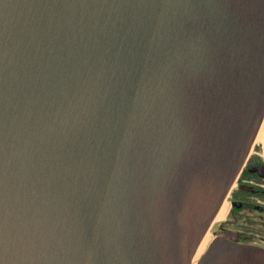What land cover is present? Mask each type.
Listing matches in <instances>:
<instances>
[{
  "label": "water",
  "instance_id": "95a60500",
  "mask_svg": "<svg viewBox=\"0 0 264 264\" xmlns=\"http://www.w3.org/2000/svg\"><path fill=\"white\" fill-rule=\"evenodd\" d=\"M263 123L264 0H0V264H194Z\"/></svg>",
  "mask_w": 264,
  "mask_h": 264
},
{
  "label": "flooded vegetation",
  "instance_id": "af4514ba",
  "mask_svg": "<svg viewBox=\"0 0 264 264\" xmlns=\"http://www.w3.org/2000/svg\"><path fill=\"white\" fill-rule=\"evenodd\" d=\"M227 202L226 217L214 233L233 232L238 243L264 248V135Z\"/></svg>",
  "mask_w": 264,
  "mask_h": 264
},
{
  "label": "rangeland",
  "instance_id": "374dc122",
  "mask_svg": "<svg viewBox=\"0 0 264 264\" xmlns=\"http://www.w3.org/2000/svg\"><path fill=\"white\" fill-rule=\"evenodd\" d=\"M263 138V135L261 136L260 135V137L257 139V141H256V144L255 145H257V144H259V142H260V140ZM227 204V210H228V203H226ZM223 221V220H222ZM222 221H218V222H215L214 223V225L212 226V228H211V230H210V232L208 233V239H207V244H206V247H205V249L203 250V252H201V254H199L195 259H194V264H198V262H199V260H200V258H201V256H203V254L207 251V248H208V246L210 245V243L214 240V238H215V231H219V228H218V225L219 224H221L222 223Z\"/></svg>",
  "mask_w": 264,
  "mask_h": 264
},
{
  "label": "bare ground",
  "instance_id": "6f19581e",
  "mask_svg": "<svg viewBox=\"0 0 264 264\" xmlns=\"http://www.w3.org/2000/svg\"><path fill=\"white\" fill-rule=\"evenodd\" d=\"M260 135H261V136L264 135V125H263V127H262L261 132H260ZM260 135H259V137H260ZM226 214H227V204H224V206H223V208L221 209V211H220V213H219V215H218V217H217V219H216L215 222H218V221H222V220H224L225 217H226ZM207 239H208V236H206V238H205L204 241L202 242V244H201V246H200V248H199V250H198V253H197L196 257H197L199 254H201V252H203V250L205 249L206 244H207V242H208ZM196 257H195V258H196Z\"/></svg>",
  "mask_w": 264,
  "mask_h": 264
}]
</instances>
